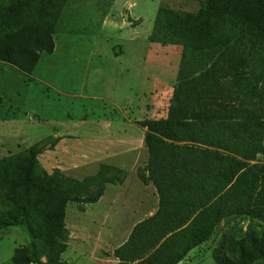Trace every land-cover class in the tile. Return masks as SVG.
Segmentation results:
<instances>
[{
	"label": "trees",
	"instance_id": "16d2710c",
	"mask_svg": "<svg viewBox=\"0 0 264 264\" xmlns=\"http://www.w3.org/2000/svg\"><path fill=\"white\" fill-rule=\"evenodd\" d=\"M66 1L0 0V59L34 69L39 51L54 50L53 27ZM203 1L198 11L164 7L156 21L153 41L185 36L184 62L199 75L191 90L179 92L167 118L144 124L149 159L139 176L156 187L159 206L115 250L117 264H179L223 222L238 217L250 218L246 233L253 246L264 242V164H253L264 155V53L256 50L253 57V36L264 49V0ZM18 159H0V204L8 209L0 214V229L26 225L44 240L48 263L62 264L68 203L82 196L97 203L105 183L118 176L78 181L58 169L47 174L34 148ZM92 185L96 194L85 196ZM237 255L240 264H253L264 258V248L253 256L245 238L229 233L214 258L235 264ZM36 261L28 248L15 250L16 264Z\"/></svg>",
	"mask_w": 264,
	"mask_h": 264
},
{
	"label": "rangeland",
	"instance_id": "374dc122",
	"mask_svg": "<svg viewBox=\"0 0 264 264\" xmlns=\"http://www.w3.org/2000/svg\"><path fill=\"white\" fill-rule=\"evenodd\" d=\"M203 4V0H67L53 27L54 50L39 51L34 69L0 59V159H20L34 148L47 174L58 169L78 181L118 176L117 182L105 183L103 195L108 198L103 203H87L83 196L68 203L70 237L62 264H111L110 257L138 219L124 204L132 201L137 207L143 191L153 193V188H142L139 176L149 159L144 124L167 118L179 92L191 90L199 75L195 65L194 69L184 62L185 36L180 42L153 41L156 21L164 7L198 11ZM255 51L264 53L253 36V57ZM132 148L139 150L134 158L127 154ZM255 163L264 164V155ZM97 189L89 186L85 196ZM150 202L153 209V199ZM6 210L0 204V214ZM102 225L112 229L108 236L115 237L107 244L100 239ZM250 226L249 217L223 222L180 264H217L214 252L229 233L245 238L254 256L264 242L250 243L246 233ZM252 226L254 238L260 240L261 228L257 222ZM17 248H28L36 256L31 264H49L44 240L26 225L0 229V264H16ZM239 257H233L235 264H240ZM253 264H264V258Z\"/></svg>",
	"mask_w": 264,
	"mask_h": 264
},
{
	"label": "crops",
	"instance_id": "0c3cea01",
	"mask_svg": "<svg viewBox=\"0 0 264 264\" xmlns=\"http://www.w3.org/2000/svg\"><path fill=\"white\" fill-rule=\"evenodd\" d=\"M130 151L131 152H128L127 154L128 155H132V157L134 158L137 154H139V150L138 149H136V148H132V149H130ZM131 157V158H132ZM138 165V164H137ZM145 184V183H144ZM142 188H145V189H148V190H152V188H153V193H146L145 191H143L142 192V194H141V196H139V198H141V197H144L141 201L138 199V203H139V205L137 206V207H134V206H131L132 205V201H127L125 204H124V206L125 207H127L128 209L129 208H131L133 211H134V213L138 216L137 218V220L136 221H134L133 223H131L132 224V226H131V229H130V233H129V235H128V238H129V236H130V234H131V232H132V230H133V228H134V226L137 224V223H139L140 221H142V220H144V219H146V218H149L150 216H152L157 210H158V204H159V196H158V193H157V191H156V188H155V186L151 183L150 185L149 184H145ZM108 198V196L105 194V195H103L102 197H101V199L97 202V203H95V204H97V205H99V204H101V203H103V201L105 200V199H107ZM111 197H109V199H110ZM151 199H153V203H154V205H155V207L153 208V209H151V208H149L150 207V204H151V202H150V200ZM127 221H128V218H127ZM90 223H93V225L95 224L93 221H91ZM118 225H122L123 224V222L122 221H118V223H117ZM104 225H102V227H101V229H100V231H101V234H100V239H101V241H106L105 243H103V244H107V240H108V238H115L114 236H112V235H110V236H108L109 234L107 233V231H112V229H110V228H107V227H103ZM114 229H116V227H114ZM119 231V230H118ZM108 235H107V234ZM106 234V235H105ZM86 235H84L83 236V238L82 239H86ZM127 238V239H128ZM118 247V246H117ZM110 262H111V264H117L118 262H119V259L116 257V256H112V257H110V260H109ZM182 262V261H181ZM180 262V263H181ZM103 264H105V261H103L102 262ZM179 263V264H180Z\"/></svg>",
	"mask_w": 264,
	"mask_h": 264
}]
</instances>
